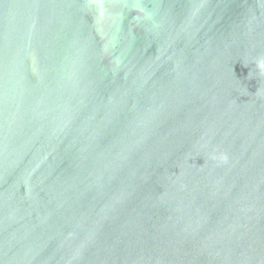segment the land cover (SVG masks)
<instances>
[{"label":"water","instance_id":"1","mask_svg":"<svg viewBox=\"0 0 264 264\" xmlns=\"http://www.w3.org/2000/svg\"><path fill=\"white\" fill-rule=\"evenodd\" d=\"M0 264H264V0H0Z\"/></svg>","mask_w":264,"mask_h":264}]
</instances>
